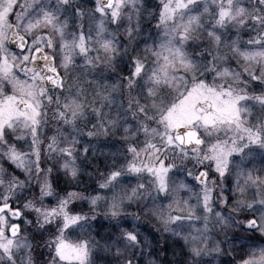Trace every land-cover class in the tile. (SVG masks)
Returning <instances> with one entry per match:
<instances>
[{
  "label": "snow or ice",
  "instance_id": "6c2138e0",
  "mask_svg": "<svg viewBox=\"0 0 264 264\" xmlns=\"http://www.w3.org/2000/svg\"><path fill=\"white\" fill-rule=\"evenodd\" d=\"M144 224L264 264V0H0V262L139 264Z\"/></svg>",
  "mask_w": 264,
  "mask_h": 264
},
{
  "label": "trees",
  "instance_id": "16d2710c",
  "mask_svg": "<svg viewBox=\"0 0 264 264\" xmlns=\"http://www.w3.org/2000/svg\"><path fill=\"white\" fill-rule=\"evenodd\" d=\"M98 163L103 165V158H101V160ZM83 179L87 180L88 178L84 176ZM59 182L61 183L60 178H58V183ZM129 211H135V209L134 208L129 209ZM121 226L131 228L132 226L131 218H126L122 222ZM106 228H112L113 231L116 230L114 224L110 225L108 221L104 220L102 217H98L95 224V231L97 235L103 234ZM141 231L149 235V238L152 240V246L150 249L145 250L144 253L138 257L139 264H148V260L150 257H154L160 260L161 264H172L174 256L175 259L177 260L184 258L183 255L175 254L174 246L171 243V241L168 240L161 241L159 238V234L156 233L155 230L150 225L144 224L141 227ZM161 252H163V255H158ZM96 258H98L96 259L97 264H100L101 261H103V264H116V259H117L115 257L105 256L104 254H100V253L96 254Z\"/></svg>",
  "mask_w": 264,
  "mask_h": 264
},
{
  "label": "rangeland",
  "instance_id": "374dc122",
  "mask_svg": "<svg viewBox=\"0 0 264 264\" xmlns=\"http://www.w3.org/2000/svg\"><path fill=\"white\" fill-rule=\"evenodd\" d=\"M150 2H153V0H150ZM49 135H50V133H49ZM113 143H115V141H113ZM84 167L86 169H90L91 168V164H85ZM100 171L101 172L104 171L103 165H101ZM58 178H60L61 183L59 182L57 186H58V188L61 191H63L68 185L66 184V182H65L64 177L62 176V174H58ZM91 186L94 187V184L91 185ZM76 190L79 191L80 189H76ZM79 206L80 207H83L85 211H87V209H88V205H87V202L86 201L85 202H82V204H79ZM95 224H96V222H95ZM71 235H72V238H75V234L74 233L71 234ZM38 251H41V250L38 249ZM94 258H95V260L98 259V258H96V256ZM205 259L208 260V259H211V258L210 257H206ZM0 264H3V262H0ZM214 264H233V257L231 255L220 256L218 258V260L214 261Z\"/></svg>",
  "mask_w": 264,
  "mask_h": 264
},
{
  "label": "clouds",
  "instance_id": "9594fccd",
  "mask_svg": "<svg viewBox=\"0 0 264 264\" xmlns=\"http://www.w3.org/2000/svg\"><path fill=\"white\" fill-rule=\"evenodd\" d=\"M34 264H40V261H39L38 259H36V260L34 261ZM100 264H103V261H101Z\"/></svg>",
  "mask_w": 264,
  "mask_h": 264
}]
</instances>
